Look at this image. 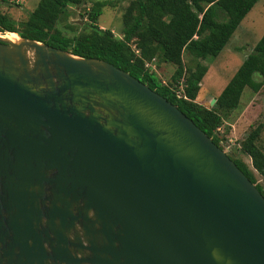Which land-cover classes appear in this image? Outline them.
<instances>
[{"label":"water","instance_id":"95a60500","mask_svg":"<svg viewBox=\"0 0 264 264\" xmlns=\"http://www.w3.org/2000/svg\"><path fill=\"white\" fill-rule=\"evenodd\" d=\"M5 34L0 264H264V198L190 119L102 60Z\"/></svg>","mask_w":264,"mask_h":264},{"label":"trees","instance_id":"16d2710c","mask_svg":"<svg viewBox=\"0 0 264 264\" xmlns=\"http://www.w3.org/2000/svg\"><path fill=\"white\" fill-rule=\"evenodd\" d=\"M4 1V0H3ZM127 1L120 17V38L97 26L104 7L113 8ZM83 0H38L24 21L13 24L0 14V34L12 33L73 56L102 60L128 73L183 113L211 139L219 149L224 138L218 134L229 113L238 105L241 92L252 93L264 86V32L246 54L209 109L194 102L199 83L206 73L200 63L216 57L257 0H91L83 11L85 23L75 33L71 25L56 26L59 18L67 19L69 7ZM188 62L182 64V55ZM154 58L175 65L171 82L182 78L183 96L177 98L171 85L160 81L144 68ZM261 126L250 130L239 142L238 151L249 159L250 168L242 161L227 157L264 198L254 173L264 182V153L257 146Z\"/></svg>","mask_w":264,"mask_h":264},{"label":"rangeland","instance_id":"374dc122","mask_svg":"<svg viewBox=\"0 0 264 264\" xmlns=\"http://www.w3.org/2000/svg\"><path fill=\"white\" fill-rule=\"evenodd\" d=\"M37 1L0 0V14L5 15L17 26L18 22L25 20ZM90 1L83 0L77 7H69L67 19L59 18L56 26L63 34L72 35V32L65 29L67 25H71L75 33L80 30L82 24L85 23L83 11L89 7ZM126 2H119L113 8L104 7L97 20V26L101 29L110 30L114 37L120 38V17ZM263 32L264 0H257L251 10L241 20L220 53L216 57L200 61L206 66V73L199 83V90L194 100L196 104L206 109L213 106L210 101L218 96ZM188 58L186 54L182 55L181 62L183 65L188 62ZM145 64L147 65L144 68L148 72L153 73L160 83L171 85L174 91H178V84L181 83L182 78H179L176 83L171 82L175 65L164 63L158 58H154ZM258 125L261 126V129L257 146L264 153V86L256 93L244 88L237 107L224 120L222 126L218 129V134L224 138L221 147L225 154L233 159L242 161L248 168H250L249 159L238 151L239 142L245 138L250 130ZM254 178L264 192V182L260 181V178L255 173Z\"/></svg>","mask_w":264,"mask_h":264},{"label":"built area","instance_id":"2783aa9c","mask_svg":"<svg viewBox=\"0 0 264 264\" xmlns=\"http://www.w3.org/2000/svg\"><path fill=\"white\" fill-rule=\"evenodd\" d=\"M146 65L147 64H145L144 66H146ZM161 84L164 85L163 83H161ZM182 89H183V85H182V81H181V83L178 84V91L173 90V92L177 98H184Z\"/></svg>","mask_w":264,"mask_h":264},{"label":"bare ground","instance_id":"6f19581e","mask_svg":"<svg viewBox=\"0 0 264 264\" xmlns=\"http://www.w3.org/2000/svg\"><path fill=\"white\" fill-rule=\"evenodd\" d=\"M5 39L11 40V41H15L16 37L13 36V34H8L4 36Z\"/></svg>","mask_w":264,"mask_h":264}]
</instances>
